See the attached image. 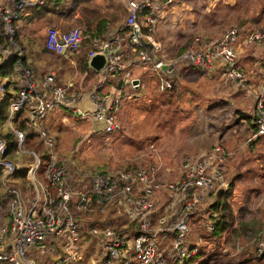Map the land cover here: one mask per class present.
I'll list each match as a JSON object with an SVG mask.
<instances>
[{
	"label": "built area",
	"instance_id": "2783aa9c",
	"mask_svg": "<svg viewBox=\"0 0 264 264\" xmlns=\"http://www.w3.org/2000/svg\"><path fill=\"white\" fill-rule=\"evenodd\" d=\"M44 1L46 0H13L10 6L0 4L1 28L6 42V46L0 43V64L10 56V44L18 52L15 68L21 69L18 73L19 87L9 101L5 124L14 136L16 152L32 157L33 162L30 165L24 164V167H27L25 177L31 182L34 194L32 202L26 206L28 198L23 196L24 192L18 182L9 178L19 165L5 156L8 143L3 134L6 132L0 131L1 180L8 184L7 190L13 195L6 202V219L0 227V261L34 264L33 259L25 256V250L48 236H60L63 239L62 254L57 257L55 264H168L169 261L181 260L188 252L194 251V247L187 248L181 240L185 234L188 235L190 212L209 191L228 185L223 166L227 153L219 144L197 155L183 156L177 170H174L176 174L173 179L155 178V174L158 175L162 168L158 159L148 170L138 167L95 173L93 194L77 191V198L73 203L62 160L55 154L48 153L44 170L45 186L40 185L43 192L40 201L39 184L34 178L39 155L34 150L22 149L23 133L11 124L13 113L25 110V125L34 128L38 119L54 107L61 106L90 124L99 123L100 129L105 133L114 132L118 128L114 114L119 109L124 84L132 90L142 86V82L131 77L126 69L145 62L150 63L151 69L162 75L157 79L156 90L169 92L172 81L159 67L163 63H170L171 68L176 71L175 63L166 57L155 39L154 28L161 19V5L172 4V0H118L126 10L122 25L107 37L95 35L90 38L91 48L85 56L87 62L93 55L103 54L104 63L98 70L100 80L113 77L116 82H121L114 88L110 87L113 91L107 93L100 92L99 83L92 84L85 91L68 90L72 83L65 86L57 84L51 70L45 72L39 81L35 70L22 66V50L14 42V22L27 7ZM238 33L236 27H230L210 40L195 37L178 59L209 70L219 66L221 75L232 85L242 87L247 93L254 95L249 90L250 84L245 71L236 65ZM85 37L78 27L66 31L47 27L44 43L50 51L69 55L79 48ZM145 43L149 44L148 48ZM241 43L253 44L262 50L259 67L262 75L254 96L256 130L245 138V141H249L264 135V22L262 27L248 31ZM124 47L129 53L130 61L123 56ZM175 76L176 74L173 77ZM7 82L6 77H0V102ZM8 89L12 90V85ZM37 130L43 145L47 148L53 146L52 138L43 129ZM92 206L100 211L107 206L117 208L127 222H134L136 228L129 232L124 227L123 232H118L107 223L87 227L80 217L91 211ZM166 232L173 234L174 254L170 259L158 252L163 248L159 249L154 240L158 233ZM85 234L94 238L96 247L91 251H83L79 244L80 237ZM257 242L258 240L256 245L259 249L262 243ZM38 248L42 251L44 247L38 245ZM258 249L257 252H261L264 247ZM132 260H136V263Z\"/></svg>",
	"mask_w": 264,
	"mask_h": 264
},
{
	"label": "trees",
	"instance_id": "16d2710c",
	"mask_svg": "<svg viewBox=\"0 0 264 264\" xmlns=\"http://www.w3.org/2000/svg\"><path fill=\"white\" fill-rule=\"evenodd\" d=\"M264 0L257 1L262 2L261 10L259 11H248L249 9L245 8L244 12L247 13V18H242L240 14L236 12V15L232 17L234 22L232 24H224L226 20H216L213 25L210 27H203L205 29H209L213 27L218 32L220 31L221 35L224 29L230 27H236L239 31L236 44L244 48V53L246 55L250 54L252 51L256 49L255 45H243L241 43L242 38L244 35L255 27H262L264 22ZM89 0H46L42 4L27 7L25 11L28 12L27 16H24L23 13L19 15L18 19L14 22L21 21L22 19L25 24V27L28 28L29 32L24 38H18L20 35L19 29L21 26L14 25V40L18 42L22 50L21 56V64L24 68L28 70L36 69V77L40 81L42 76L47 70V67L53 66L56 70L55 74V82L60 84L61 86L67 85V81H62L59 78V75H63V73H68L71 71V68L75 67L76 65L79 66L78 73L87 78V60L85 58L86 52L91 48L90 38L97 35V36H104L110 35L113 33V27L106 25V18L103 16H98V13L95 10H88L86 7V3ZM174 3V0L171 1ZM118 6V5H117ZM116 7V6H115ZM259 7V5L257 6ZM117 8V7H116ZM77 10V11H76ZM239 10V8H238ZM80 13V17L78 23L82 24L80 27V31L86 37L82 40L79 48L74 52L70 53L68 57L73 60L74 65L69 62V60L64 57L62 54L55 53L46 49L45 47V34L42 38V45L41 43L35 44L31 38L27 37L30 34H33L37 29H33V26L40 23L41 25L51 22L54 19L64 20L70 16V14L75 16V13ZM254 12H258L257 14H253ZM262 12V13H261ZM261 13V14H260ZM108 13V21L109 23L116 21V19L120 16L121 10L118 14H114L113 16ZM70 18V17H69ZM161 20V19H160ZM57 26H60V31H66L71 29L66 28L69 24L59 25V22L56 23ZM57 26H51L53 28H57ZM159 27V26H158ZM157 25L154 28V37L159 42L160 46L164 49L166 45L163 43L164 38L158 33ZM59 28V27H58ZM221 28H223L221 30ZM46 29V28H45ZM111 31V32H110ZM177 38L175 39L176 44L178 45L173 53H167V58L172 60L175 63V67L177 70L176 76L171 79L172 81V89L169 90V94L173 96L176 92L175 97L183 95L184 91H187L188 87L186 83H204L205 74H212L211 75V82H215L216 89L218 87H222L226 89L227 94L233 95L235 99V94L241 95L247 93L245 89L239 86H234L227 79H225L220 73V67H216L213 70L206 69L204 67H199L188 63L187 61L179 60L178 57L182 54L190 43L193 42L195 37H202L206 40H210L214 38V36H210L205 34L202 30L200 31H191L188 34H183L177 32ZM218 35V36H219ZM217 37V36H215ZM182 38V40H180ZM23 39H27L25 42L22 41ZM5 42V41H4ZM36 45V47H33ZM146 47H149L148 43H145ZM6 46V42H5ZM8 49L10 50V56L0 64V77H6L8 79L7 84L5 85V92L2 101L0 102V131L1 126L4 125L6 127L5 121L8 115V104L11 98H13L16 94V91L19 87V74L21 69H16L15 62L18 58V52L14 47L8 44ZM49 58L55 59L54 62L49 65L50 62L48 61ZM236 65L241 67L247 77V82L253 84L252 88L249 90L253 92V107L247 113L243 112L242 114L247 115L246 117L250 118V121L247 124V128L242 129V131H238V133L234 136L235 142L232 143L230 148L226 147V144H222L220 141L212 143L208 148L203 151H207L211 149L215 144H219L224 151L227 153L223 159V166H224V177L225 181L228 183L226 187L221 186L209 191L206 196L199 201L193 210L190 212V219L188 223V235L192 234L197 235V239L199 240L196 243L194 239V245L190 246V249L194 247L193 252H188L187 255L182 258L181 260L176 261H169L168 264H264V250L261 252H257L255 249L256 241L262 234L258 233L261 229H253L251 228L246 222L245 219L242 220L243 214L246 211H253V209L249 206V203L252 202L256 206V210H260L262 212V216L264 219V135L256 136L255 138L245 141L244 139L248 137L251 133L256 130L255 120V113H254V96L257 94L259 84L258 80L260 81L261 72H259L258 64L256 65L254 61L243 64L240 62L238 57ZM97 72L98 71H94ZM183 74L189 73L192 75L182 76ZM59 74V75H58ZM98 78V77H97ZM111 80L107 79L106 83H112L118 86L121 82H116L113 77H109ZM88 79H92V77H88ZM192 80V82H190ZM74 80H72L73 83ZM60 82V83H59ZM9 85H12V90H9ZM230 85V86H229ZM68 90H74V83ZM158 92V91H157ZM159 97L162 100L170 101V98H167L168 92H158ZM235 93V94H234ZM158 95V94H157ZM163 95V96H162ZM156 95L152 97V101L154 102V106L157 105L159 98ZM232 98V99H233ZM183 104H188L189 102L185 100L182 101ZM264 102V101H263ZM229 103V100H225L222 102H214L213 109H223L226 104ZM236 106H233L232 109H236ZM210 109V108H209ZM65 111H69L64 107L58 106L54 107L50 111H48L42 118L36 121V125H39L46 133L47 128L51 127L52 124L51 117L54 114H64ZM70 112V111H69ZM181 112L186 113L185 111ZM71 113V112H70ZM232 113V112H231ZM230 113V114H231ZM72 114V113H71ZM46 119L47 126L41 124V121ZM159 122V120H158ZM11 124L13 128H16L23 133V141L22 145L25 146V149L34 150L39 154L38 148L41 147L40 144L43 145L41 138L39 137V132H33V128H29L25 125V110H20L16 113H13ZM216 123L213 124V126ZM159 126V125H158ZM220 126V125H219ZM218 126V127H219ZM172 126H159L160 129L164 130L165 128H169ZM7 128V127H6ZM174 128V127H173ZM172 128V131L174 130ZM246 129V130H245ZM116 131V130H115ZM168 131V129H167ZM3 136L8 143V149L5 152V156L12 160L13 154H19L16 152V146L14 142V136L8 130L6 131ZM55 139V137H54ZM44 147V145H43ZM32 161V157L29 154H26ZM48 153L42 152L41 155L39 154L40 161L36 168L39 169L41 167H45V163L48 159ZM152 155V153H151ZM187 156V155H186ZM157 159V158H155ZM13 161V160H12ZM15 163V162H14ZM40 164V165H39ZM259 166V167H258ZM140 165H134L129 167V169L138 168ZM257 169V170H256ZM230 170L231 174L228 173ZM26 172L27 167L24 168H17L15 169L12 174L9 176L11 179H16L21 187L24 184L27 187L31 188V182L26 179ZM2 173H1V166H0V186L3 187V196H0V209L5 211L6 213V202L8 199L12 198V194L8 192V184L1 180ZM163 179V178H160ZM239 182V184H238ZM26 189V187H23ZM22 190V189H21ZM23 191V190H22ZM25 191V190H24ZM28 193V191H25ZM261 194V196H260ZM5 196V197H4ZM4 201V202H3ZM5 207H3V203ZM5 208V210H4ZM107 209L105 208L103 211L92 206L91 211L86 212L80 218H82V223L85 226H90L91 224L87 225V222L94 221L95 218L99 219V216L106 213ZM110 215L107 220H101L93 224H103L107 223L110 224L115 231L123 232L124 227L125 230L135 229L136 226L134 222H127L128 220L119 213V210L114 207H108V216ZM118 215L121 217L118 218ZM262 218V217H261ZM6 219V218H5ZM259 221V220H258ZM264 222V220H263ZM261 222V223H263ZM233 223V224H232ZM196 225L199 227L198 230L195 232L194 226ZM2 226V225H1ZM0 226V227H1ZM264 226V224H263ZM263 228V227H262ZM264 229V228H263ZM251 238L258 234L254 240H250L252 244L245 245L243 244L244 241H240V245L235 246L234 242L228 241L227 236L230 239H236L240 237L241 240L244 236H248ZM86 237V234L83 235V238ZM220 239L223 241L225 240V244L222 247H214L212 245V240ZM233 240V241H234ZM63 239L62 237L58 236H48L41 240L38 244L34 245V250L31 252L30 255L27 257L34 260V264H55L57 257L62 254V245ZM230 242V243H229ZM229 243V244H228ZM228 245L225 246V245ZM38 245H42L44 248L42 251H39ZM8 246L6 250H8ZM38 250V255L35 254V251ZM0 264H11L9 261L3 260L0 261Z\"/></svg>",
	"mask_w": 264,
	"mask_h": 264
},
{
	"label": "rangeland",
	"instance_id": "374dc122",
	"mask_svg": "<svg viewBox=\"0 0 264 264\" xmlns=\"http://www.w3.org/2000/svg\"><path fill=\"white\" fill-rule=\"evenodd\" d=\"M105 2L106 1L104 0H89V2L86 3V7L88 8V10H95L98 13V16H103L104 13L103 4ZM109 3H110L109 11L111 12L110 15L113 16L115 13L118 14L119 8L115 7V3L111 1ZM228 3L229 5L232 6V8H236V6L238 5V0H235V3L231 2L230 0H224V2L223 0H182V2L176 5L170 3L162 4L160 8L161 28H159V34L164 38L163 43L166 45V48H164V52L169 54L170 52L173 53L176 47L178 46L175 42V39L177 38V34H176L177 32L188 34L191 31H200L204 26H206L207 23H209L212 20H218L226 17L230 18L236 15L237 11L232 12L233 11L232 8L229 9L228 7H226ZM261 4L262 3H260V5ZM250 6L253 7V3ZM257 9L258 7L255 6L254 10ZM257 13L258 12H254L253 14H257ZM79 16L80 13H78L76 16L70 14L69 16L70 18L67 17L64 18V20H58L52 18L53 20L49 23L43 25L38 23L33 26V29H37V32L35 31L33 34H30L27 37L31 38L35 44L41 43L42 45V38L45 33V28L51 26H57L56 23L58 22L59 25L68 23L69 25L66 26V28L80 27V25L82 24L78 23L77 20L79 19ZM213 23L214 22H211L210 24ZM0 24H1V20H0ZM21 25L22 28L20 27L19 29L20 32V35L18 37L19 39L26 37V35L29 32L28 28H26L24 24H20V26ZM57 27L60 28V26ZM222 29L223 28H221V30ZM26 40L27 39H23L22 41L25 42ZM180 40H182V38H180ZM14 42L16 47L21 49L19 46L21 44L18 45V42H16V40H14ZM123 44L124 43H122V46ZM33 47H36V45H33L32 48ZM124 53L126 54L128 53L125 47H124ZM54 60H55L54 58L53 59L49 58L48 61H52L49 63V65H51L54 62ZM47 70H51L56 73V70L54 69L53 66L47 67ZM129 70H131L140 80L144 82L146 91L155 88L158 77L162 76L156 70H152L151 64L148 62H145L143 65H135L134 67H129ZM78 71H79V66L76 65L75 67L71 68L70 72L63 73V75H59V74L58 75L62 81L73 79L74 81L78 80L80 83L83 82V84H85L86 87V89L84 90H87L90 84L100 80V76H99L100 74L92 71V69H90L88 65L86 67L87 78L81 76L78 73ZM88 77H92L94 79L93 80L88 79ZM169 78L173 79L174 77H169ZM189 84L191 83H186L187 86H189ZM203 84L204 83L198 85L203 87ZM205 89L206 87H203V90ZM128 92L131 91L125 88V94ZM186 92H188V90ZM217 92L218 94L227 93L221 87H218ZM133 97L136 98L135 93H133ZM143 99L144 100L149 99V94L146 93ZM157 99H158L157 110L156 108H154L156 110V114L154 118L151 119L153 121V124L151 125L150 130L155 129V127L158 125L172 126L169 128H165L163 130L164 132L156 133L157 135L156 140L160 137L163 138L168 137L169 139H171L174 134L172 128L174 127V125L179 124L180 122L178 121L180 117L186 115L187 113L178 112L179 106L176 105L174 102L168 103L167 101H165V103L163 104L162 98L159 97ZM132 102L138 103L135 106V109L133 108V110L140 115L141 104L143 103L140 104L141 101L139 102L138 100L137 101L132 100ZM132 102L129 101L128 104ZM126 104L127 101L124 98V92H123V96L121 97L119 104V109L114 114L115 122L117 123L119 128L118 130L111 133H105L100 128H99L100 130L96 129L91 132L90 131L91 127L89 125L90 123L87 120H85L84 118L83 119L78 118L73 114H71L69 111H65V113L62 115L54 114L53 117H51V121H52V124L50 125L51 127L49 128L46 127V129H47V134L53 140V146L47 148V146L43 147V145L40 144L41 147L38 148V151L40 155L42 152L46 151V153L55 154L57 157L63 159L62 163H64L63 165L65 167V171L68 174L67 182L69 183L71 188L72 203L77 198L75 196L77 191H81L83 194H90V195L93 194L92 185H93V177L95 173L113 172L119 169L129 168L134 165L135 166L140 165V167L148 170L151 166L156 164L157 161L155 159L156 157L157 159L160 160L162 168H160L158 175L155 174V178L159 177L163 179H173V177H175L174 175L176 174V172L174 170H168V169L173 168L180 161L179 160L177 163H173L176 162L179 156L182 155L183 153L182 152L178 153L177 151L174 153H170L171 155L169 154L165 155L171 158L170 160L169 158H167L169 160L168 162H165V160H163L165 156L161 155L162 153L160 152L156 154L152 153V155L148 154L149 150L147 149L146 144L151 141V138L144 135L141 136V131H142L141 122L136 121L134 126H127L128 124L130 125L134 120H131V118L129 119V117L125 115ZM248 104L251 107L249 102ZM46 119L47 118H44L41 121V124H44V126H47L46 124H48L46 122ZM38 127L40 126L35 124L32 131L38 132L37 130ZM1 130L6 132L7 128L4 125H2ZM128 132H130V134H128ZM132 135H136V138H132ZM147 137L149 138L148 140ZM152 137L155 138L154 136ZM177 138H179V134ZM156 140L155 141L153 140L154 142L152 143L153 147L157 146ZM143 145L145 147V150L143 149ZM231 146L232 143L226 144L227 148H230ZM24 148L25 146L22 145V149ZM11 157L16 164L30 165L33 162V160L31 161V159L26 154H20V153L13 154ZM39 161H40V157H39ZM44 170L45 167L44 168L41 167L34 172V178L39 184L38 190L40 195V201L42 199V193H43L42 189L40 188V185L45 186ZM22 186L26 187V190L28 191L27 193L23 190V192L25 193V195L23 194V196L28 198V200L26 201V206H29V204L32 202V199L34 197L33 190L30 187L25 186L24 184ZM3 193H4L3 187L0 186V196H3L2 195ZM249 206L253 209V211H246L243 214L242 220L245 219V222L253 229L254 228L261 229V231L259 230L258 233L262 234V236L259 237L257 244L262 243V245L258 249L257 245L255 244L256 246L255 249L261 250L264 247V229H263L264 219L262 216L261 209L256 210V206L254 205V203L252 204V202L249 203ZM3 207H5L4 203H3ZM106 209L107 212L99 216V219L95 218L94 221L91 222L89 221L86 224L89 225L91 223L93 224L101 220H107V218L110 217V215L108 216V206L106 207ZM120 217L121 216L118 215V218ZM5 218H6V213L4 211L2 215L0 213V220H1L0 226L4 224ZM198 226L197 228L196 225L194 226L195 232L196 230L199 229ZM257 236L258 234L250 238L248 234V236H244L242 238L243 240H241L240 237H237L235 240L232 238L230 239L229 236H227V238L228 241L234 242L235 246L237 247V245H240L239 243L240 241H244L243 244L245 245L252 244L250 240H254V238H256ZM194 239L196 240V243L199 242V240L197 239V235L193 236L192 234L190 235L185 234L181 240L183 244L187 248H189L194 244ZM154 240L157 243L159 249L163 248L162 251L159 250L158 252L164 255L165 257H167L168 259H170V257L174 254V250L172 249L173 234L171 232L158 233ZM225 243L226 242L225 240L223 241V239L217 240L215 238L214 240H212V245L217 248L222 247ZM79 244L82 246L83 251L96 247V245H94V238H92L90 235H86L85 238H81L79 240ZM225 246L228 247L227 244ZM33 250H34V246L27 248L24 253L25 256L27 257L28 255H30ZM38 253H39L38 250L35 251L36 255H38ZM132 262L136 263V260H132Z\"/></svg>",
	"mask_w": 264,
	"mask_h": 264
},
{
	"label": "crops",
	"instance_id": "0c3cea01",
	"mask_svg": "<svg viewBox=\"0 0 264 264\" xmlns=\"http://www.w3.org/2000/svg\"><path fill=\"white\" fill-rule=\"evenodd\" d=\"M12 1L13 0H0V4L2 6H10ZM104 1H106V2L103 4V6H104L103 17L106 18V20H107L106 25L113 27L114 28L113 31H114L122 25V22L125 18V15H126L125 6L122 2H120L118 0H113V1L112 0H104ZM110 1L115 3V6L119 8V11L121 10L120 16L116 19V21L111 22V23H109V21H108V13H110V11H109L110 10V3H109ZM179 1L182 2V0H174L173 4L174 5L179 4L180 3ZM230 1L235 3V0H230ZM253 1L254 0H238V5L236 6V8H232V6L229 5V3H228V5H226V7H228L229 9L232 8L233 9L232 12L237 11V13L242 16V18H247V13L244 12L245 8L249 9L248 11H250V10L253 11L254 7L258 6V5H259V7L257 10L260 11L262 8L261 7L262 4L260 5V3H262V2H259V3L257 2V1H262V0H255L254 2ZM223 2H224V0H223ZM227 2H229V1H227ZM252 3H253V7L250 6V5H252ZM238 8H239V10H238ZM25 10L22 13L24 16H27L28 12ZM257 10H254V11H257ZM77 14L78 13L76 12L75 16ZM232 17H230V18L226 17V18H222V19H218V20L219 21L220 20H226V21H224V24L230 25L234 22V20H232ZM215 21L216 20L210 21L204 27L206 28V27L214 26L213 24H210V23L215 22ZM23 22H24V20L22 19L21 21L17 22V24H15V25H17L19 27L20 24H22ZM157 27H158L157 30L159 33V28H161V20H159ZM21 28H22V25H21ZM205 28H202L201 30L207 35L218 36L220 34V31L218 32L216 29H212L213 27H211L209 29H205ZM57 29L60 30V28H58V27H57ZM2 31L3 30H2L1 24H0V43L2 45H5L4 35H3ZM101 37H104V36H101ZM125 49H126V47H125ZM236 51H237V55H238L241 63L246 64V63L254 61V63L256 65L258 64V67H260V60L262 57L261 48L256 47V49L248 55H246L244 53V48L241 46L236 47ZM62 55L64 57H66L69 60V62L72 63V65H74L73 60H71L67 54H62ZM165 55L167 57V53ZM123 56L128 61L131 60L129 53H127V54L124 53V48H123ZM87 65H88V63H87ZM88 67H89V65H88ZM33 69L36 72V69L35 68H33ZM90 69H92V68H90ZM175 69H176V67H175ZM126 70H127V72H129L131 77H136L138 80H140L131 70H129V67ZM92 71H94V70L92 69ZM98 74H99V72H98ZM175 74H177V70L175 71L174 75ZM184 75L187 76V75H192V74H189V73L183 74L181 72L180 79ZM211 75L212 74H210V73L205 74L204 84H203V87H206L205 90H203L202 86L198 85L199 83H197V84L191 83V84H189V86H187L188 92L184 91L186 93L183 92V95L175 97L176 92L173 94V96L171 94H169V92L167 93V94H169V96L167 95V97L170 98V101H168V103L174 102L176 105L179 106L178 112H181V109H182V111H185L187 113L186 115L180 117V119L178 121V122H180L179 124L174 125V128H173L174 134H173V137L171 139H169L168 137H164V138L160 137L156 140V137H157L156 133L157 132H164L162 129L159 128V126H156L155 129H153V130H150L151 125L153 124V121L151 119L154 118V116L156 114V110H157V105H158V102H156L157 105L154 107V102L151 99L154 95H156L157 97L160 96L156 90V86H155V88L150 89L149 91H146L145 84L142 80H140L142 82V86L137 90H132V89H130V87L127 84H124V88H123L124 98L127 101V104L125 106V108H126L125 115H127L129 117V119L131 118V120H134L130 125L128 124L127 126H134L136 121L141 122V129H142L141 136L144 135V136H148L149 138H151V141L146 144V147L149 150L148 154H151V153L156 154V153L160 152V153H162L161 155L165 156L168 154L171 155L170 153H174V152L178 151V153H180V152L183 153L182 155L179 156V158L186 156V155H197L198 153H200L203 150H205L206 148H208L212 143H215L218 141H220L224 145L227 143H233L235 141L234 136L238 133V131H242L243 127L244 128L248 127L247 124L250 121V118L246 117L247 115L242 114V113L243 112L247 113V111L249 112L251 110V108L253 107V95L249 94V93H245V94L243 93L241 95H237L234 93L235 94V99H234L232 94L231 95H229L227 93L218 94V92H217L218 88L217 89L215 88V87H217V86H215L216 83L214 81L211 82V79H212ZM93 79L94 78H92V80ZM107 79L111 80V78H109V77H107L106 80ZM72 80L73 79L67 80L66 83L70 84V83H72ZM97 80H98V78H97ZM106 80H103V81L98 80L97 82H95V83L100 84V88H99L100 92H104V93L112 92L113 89L111 90L110 87L114 88L115 86H117L116 83L115 84L106 83ZM190 82H192V80H190ZM73 83H74V89L85 91L84 89H86V87H85V84H83V82L80 83L77 80V81H73ZM89 83H91V82H89ZM95 83H92V84H95ZM92 84H90V86ZM257 84H259V80H258ZM252 87H253V84H250L249 88H252ZM125 88L129 89L131 92H128L125 94ZM224 90L226 91V89H224ZM133 93H135L136 98L133 97ZM146 93L149 94V99L144 100L143 98H144ZM132 100H134V101L138 100L139 102L141 101L140 104L143 103V104H141L140 115L136 111L133 110V108L135 109V106L138 103H133ZM183 100H185L186 103H187V101L189 103L184 105L182 102ZM225 100H229V103L226 104V106H224L223 109L211 110L214 102H222ZM129 101L132 103L128 104ZM248 102L250 103L251 107L249 106ZM164 103H165V100H163V104ZM236 105H237L236 109H232V107L236 106ZM154 108H156V110ZM157 118H158V116H157ZM214 123H216V124L213 126ZM89 125H90V127L92 126V129L90 128L91 132L93 130H96V129L100 130L99 129L100 128L99 123L94 122L93 124H89ZM118 128H119V126H118ZM118 128L116 130H118ZM128 134H130V132H128ZM178 134H179V138H177ZM152 136H154L155 138H153ZM148 137H147V140L149 139ZM132 138H136V135H132ZM141 139H142V137H141ZM153 140L154 141L156 140V143H157L156 147H153V145H152V143H154ZM143 149L145 150L144 145H143ZM167 158H169V160L171 159L169 156H165L163 158V160H165V162H168L169 160ZM179 158L176 162H173V163H177L181 159V158L180 159ZM61 160L63 162V159H61ZM178 163L173 168L168 169V170H177ZM18 165H19V168H24V164H18ZM228 173L231 174L230 170H228ZM66 174H67V172H66ZM67 179H68V174H67ZM14 180L16 182H18L16 179H14ZM18 185L22 190L27 191L25 188L21 187L19 182H18ZM23 194L25 195V193H23ZM0 213H1V215H2V213H4L2 209L0 210ZM0 222H1V220H0ZM81 238H83V236H81L80 239ZM91 249H88L87 251H91ZM82 264H84V263H82Z\"/></svg>",
	"mask_w": 264,
	"mask_h": 264
},
{
	"label": "water",
	"instance_id": "95a60500",
	"mask_svg": "<svg viewBox=\"0 0 264 264\" xmlns=\"http://www.w3.org/2000/svg\"><path fill=\"white\" fill-rule=\"evenodd\" d=\"M103 63H104L103 54H95L88 61L89 67L92 68L94 71L100 70V68L102 67ZM159 69H160V71L163 74H166L169 77H173L174 76L175 70L171 68V64L170 63H163L159 67Z\"/></svg>",
	"mask_w": 264,
	"mask_h": 264
}]
</instances>
